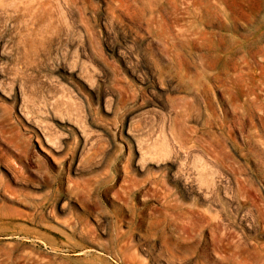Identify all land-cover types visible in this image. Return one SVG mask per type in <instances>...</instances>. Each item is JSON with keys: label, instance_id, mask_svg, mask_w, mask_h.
<instances>
[{"label": "rangeland", "instance_id": "rangeland-1", "mask_svg": "<svg viewBox=\"0 0 264 264\" xmlns=\"http://www.w3.org/2000/svg\"><path fill=\"white\" fill-rule=\"evenodd\" d=\"M0 91V264H264V0H0Z\"/></svg>", "mask_w": 264, "mask_h": 264}, {"label": "bare ground", "instance_id": "bare-ground-1", "mask_svg": "<svg viewBox=\"0 0 264 264\" xmlns=\"http://www.w3.org/2000/svg\"><path fill=\"white\" fill-rule=\"evenodd\" d=\"M1 92V91H0ZM29 122V121H28ZM26 124H24V126H25ZM47 130V129H46ZM49 130V129H48ZM25 131V130H24ZM32 131H33V133H34V135H35V137H36V140L38 141V143L39 144H46L47 146H49V148H51V149H53V150H55L56 149V145H53V141H51L50 139H49V137H48V134L44 131V130H42V129H34V127H32ZM51 133V132H50ZM59 145V144H58ZM62 146V145H61ZM57 151H59V150H57ZM22 152H23V154L24 155H29V148H28V144H26L25 146H23V148H22ZM74 154V153H73ZM73 159H74V156L73 155H71V157H70V160H69V169H72L73 167H72V163H73ZM25 181L24 180H21L20 178H19V175H18V171L16 172V170L12 167V166H10V165H3V168H1V170H0V192H3V193H6V194H8L9 196H16L15 195V188H13V184L14 183H24ZM15 187V186H14ZM165 189H166V187H165ZM167 189H169V188H167ZM171 189V188H170ZM52 191H54V192H52ZM51 192L49 191L48 193H47V196L42 200L43 202H45L46 200H48V198L49 197H52V199H51V206H52V208H54L55 206H56V202L59 200L58 198L60 197V195H59V190L58 189H54V190H52ZM161 195V194H160ZM163 196V195H162ZM178 199V198H177ZM154 200V199H153ZM162 200V199H161ZM179 200V199H178ZM178 200H176V202L178 201ZM180 201V200H179ZM147 202H148V200H145L144 201V203L145 204H147ZM238 202V201H237ZM158 203V202H157ZM250 205H248V207H249ZM246 210H248V209H246ZM30 216H31V214H29V213H27V212H25V214H24V217L26 218H30ZM68 217H69V215H68ZM72 220V219H71ZM95 221V220H94ZM91 222V221H90ZM68 226V225H67ZM74 227V226H73ZM80 227H81V225H80ZM192 234H188V238H190V237H193V236H191ZM179 237L181 238V237H185V235H184V233H182V234H180L179 235ZM196 244H197V242H196ZM200 248L201 247H197V250H196V253H197V251H199V252H201L200 251ZM12 253H13V248H7L6 247V249L4 250V256L7 258V259H10L11 258V255H12ZM20 262V261H19Z\"/></svg>", "mask_w": 264, "mask_h": 264}]
</instances>
